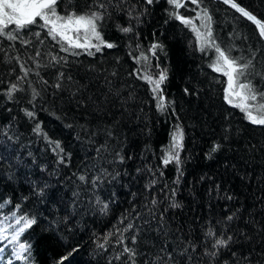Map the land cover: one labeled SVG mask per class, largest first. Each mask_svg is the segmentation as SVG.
Here are the masks:
<instances>
[{
  "label": "trees",
  "instance_id": "1",
  "mask_svg": "<svg viewBox=\"0 0 264 264\" xmlns=\"http://www.w3.org/2000/svg\"><path fill=\"white\" fill-rule=\"evenodd\" d=\"M134 2L147 12L132 21L133 33L116 29L129 21L113 12L102 32L116 47L91 56L60 51L38 27L30 33L41 32L39 39L24 37L31 40L27 47L0 40V218L10 236L23 226L16 219H35L20 236L31 245L29 264H56L73 246L78 251L71 264H125L124 245L136 249L137 264H154L165 253L173 257L169 264H264V126L249 123L224 100L226 77L210 67L214 51H201L193 31H200L198 24L186 26L170 16L175 10L167 0ZM236 2L264 21V0ZM95 3L60 0L58 10L85 12ZM199 5L185 0L178 11L193 20L206 9L215 42L241 62L252 60L249 78L264 91V42L256 29L219 2ZM153 44L161 46L155 55L148 52ZM141 51L147 62H137ZM21 64L31 69L27 77ZM161 72L167 76L163 112L142 78L156 79ZM12 84L22 90L9 99ZM33 89L39 93L35 100ZM37 124L41 134L33 130ZM177 124L184 131L179 172L161 159ZM49 141L60 143L63 163ZM215 144L221 147L210 154ZM128 224L132 228L125 231ZM210 228L233 237L216 258L205 255Z\"/></svg>",
  "mask_w": 264,
  "mask_h": 264
},
{
  "label": "snow or ice",
  "instance_id": "2",
  "mask_svg": "<svg viewBox=\"0 0 264 264\" xmlns=\"http://www.w3.org/2000/svg\"><path fill=\"white\" fill-rule=\"evenodd\" d=\"M142 5L151 6L154 2L158 0H138ZM168 5L171 6L175 11H170L169 15L173 16L175 19L180 20L181 23L186 26L192 25L191 19H186L184 16L180 15L179 9L185 7V0H167ZM192 4H196L199 7V0H191ZM222 3L230 6L242 17L246 18L258 29V34L261 39H264V21L258 19L256 15L251 13L242 7L236 0H222ZM60 0H0V40H6L10 45L14 46L15 42L21 43L23 46L27 47L30 43V39H25L26 35H29L32 27H38L43 29L47 36L54 42L60 45V51L69 53L70 55H80L81 53H86L87 55H94L95 53L102 52L103 49H113L116 45L112 42H108L103 37L102 29L104 27V22L112 18V13H123L129 23L127 25H121L117 23L115 25L116 29L122 34H130L134 31V24L132 21L137 23L140 17L147 12L146 7H141L138 10V3L134 0H96L95 7H89L88 11L77 12L75 10L66 9L63 13L58 10ZM204 23L202 27L205 28L204 32H200L199 29L193 27V31L197 33L198 40H201L203 47L201 51L211 49L215 53V58L210 64V67L214 72H218L227 78V87L224 90V100L232 107L238 108L243 114L244 118L253 125L264 126V91L257 88V86L249 78V69L253 66L252 60L247 62H241L240 58L233 57L231 55L230 49L222 48L217 44L213 38V32L211 28L212 17L208 14L206 9L202 10ZM197 18H201V14L197 13ZM31 35H35L37 39L40 38L41 32H31ZM161 46L158 44H153L148 49L152 55L156 54V50ZM139 48V45H137ZM71 50V51H70ZM94 50V51H93ZM39 55V53H37ZM19 61V57H16ZM57 57H52L55 61ZM63 59V58H61ZM143 60L148 61V56L141 51L137 62ZM39 66V65H37ZM21 71L24 73V77H27L31 69L26 68L24 64L20 65ZM39 75V73H37ZM63 76V73H60ZM24 77L20 78L23 79ZM139 78V77H138ZM150 86L153 93V98L156 100V107L159 111H165L168 103L163 95V90L161 85L167 79L166 73L161 72L158 78L153 79L151 75H144L142 77ZM70 79V77H69ZM45 83H47L45 81ZM55 87L59 88L60 84L57 83ZM22 89L18 84H12L7 90V96L9 99L13 95L21 91ZM187 93L188 90L185 89ZM39 93L33 89L32 98L35 100ZM25 115L31 119H34V113L25 110ZM37 134H41V128L39 124L33 129ZM5 135H8L6 132ZM111 135V133H109ZM12 139L11 136L8 137ZM45 139L47 137L45 136ZM184 141V131L181 125L177 124L171 133L170 143L163 151L162 164L166 167L169 164L175 163L177 165V171L179 172V166L182 163L180 159V152L183 149ZM53 145L54 150L57 155H60V163L64 162L63 149L59 142L49 141ZM221 146L219 144L213 145L210 149V154L215 153L219 150ZM119 156V153H117ZM120 162H123V157L120 156ZM162 174V173H161ZM118 175V174H117ZM182 175V173H180ZM81 181H84L86 177L84 175L79 176ZM99 179V177H97ZM95 180L93 183L95 184ZM175 190H173L174 194ZM227 199H232L228 196ZM5 203H8L5 201ZM97 203H102L97 201ZM153 204L156 203L155 200L152 201ZM4 205L0 204V207ZM172 207H179L178 204L173 203ZM108 205L103 204L102 211H106ZM234 214L228 215L226 221H232ZM23 226L16 229L14 233L9 237L4 235L7 231L6 229L0 228V243L7 241L8 245H11V257L7 260V264H14V261H20L21 264H29V257L31 255V245L27 242H21V234L28 228H31L33 224L36 223L34 218H28L27 216H21L16 219V224H21ZM132 228L131 224H128L125 231ZM208 240L211 241V250L205 249V255L212 258H216L220 249L229 248L230 242L233 240L231 235L224 237L219 235L213 230L208 229L205 233ZM133 244L136 243V236L131 237ZM120 244H124L123 238L119 240ZM103 248L104 245H98ZM4 247H0V253L5 251ZM167 246L165 245V248ZM192 251L196 250L195 245H191ZM78 248L73 246L66 250L57 261L56 264H71V259L74 258L75 253ZM162 252L165 249H161ZM187 252L184 249L180 254L183 255ZM122 255L126 254L127 261L125 264H137V251L136 249L124 245ZM166 258L157 257L154 264H158L160 260L164 261V264H169L173 260L171 253H165ZM236 256V253H232ZM2 259V258H0ZM119 259V256H117ZM189 259L191 257L189 256ZM247 259V257H244ZM147 264V262H146ZM239 264V261H237Z\"/></svg>",
  "mask_w": 264,
  "mask_h": 264
},
{
  "label": "rangeland",
  "instance_id": "3",
  "mask_svg": "<svg viewBox=\"0 0 264 264\" xmlns=\"http://www.w3.org/2000/svg\"><path fill=\"white\" fill-rule=\"evenodd\" d=\"M201 15H203V14H201ZM202 17V16H201ZM192 23H195V24H198V26H199V28H200V31L201 32H204L205 31V28L204 27H202V24L204 23V20H202L201 18L200 19H198L197 18V14H196V17L192 20ZM202 45H203V43H202ZM214 58H215V56H214ZM225 85H226V87H227V78H226V82H225ZM227 103V102H226ZM228 104V103H227ZM229 105V104H228ZM230 106V105H229ZM232 107V106H231ZM5 223H7V221H6V219L5 218H0V228H3V229H6V224ZM7 230V229H6ZM9 235H8V234ZM4 235H8V236H10V233L8 232V230L4 233ZM0 247H4V244L3 245H0ZM11 248H12V246H8L7 248L5 247V251L3 252V253H0V258H2V259H0V264H7V257H5V255H11Z\"/></svg>",
  "mask_w": 264,
  "mask_h": 264
},
{
  "label": "water",
  "instance_id": "4",
  "mask_svg": "<svg viewBox=\"0 0 264 264\" xmlns=\"http://www.w3.org/2000/svg\"><path fill=\"white\" fill-rule=\"evenodd\" d=\"M211 1H214V2H219L220 4H222L223 6L227 7L228 9L232 10L237 16L239 17H242L239 13H237L234 9H232L230 6L228 5H225L224 3H222V0H211ZM243 7V6H242ZM244 18V17H242ZM258 19H260L258 16H257ZM248 23H250L255 29H256V26L254 24H252L250 21H248L246 18H244ZM257 31V34H258V29H256ZM259 36V34H258ZM260 38V37H259ZM261 39V38H260ZM262 41L264 42V39H262Z\"/></svg>",
  "mask_w": 264,
  "mask_h": 264
}]
</instances>
